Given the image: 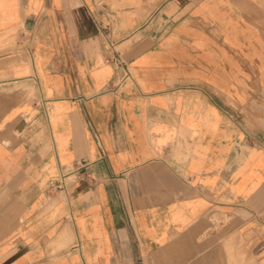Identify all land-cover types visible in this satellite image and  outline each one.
Instances as JSON below:
<instances>
[{
  "label": "crops",
  "instance_id": "0c3cea01",
  "mask_svg": "<svg viewBox=\"0 0 264 264\" xmlns=\"http://www.w3.org/2000/svg\"><path fill=\"white\" fill-rule=\"evenodd\" d=\"M233 232L264 264V0H0V264H228Z\"/></svg>",
  "mask_w": 264,
  "mask_h": 264
},
{
  "label": "rangeland",
  "instance_id": "374dc122",
  "mask_svg": "<svg viewBox=\"0 0 264 264\" xmlns=\"http://www.w3.org/2000/svg\"><path fill=\"white\" fill-rule=\"evenodd\" d=\"M252 240H245L238 232L232 233L226 240V253L228 264H256L250 256L249 244Z\"/></svg>",
  "mask_w": 264,
  "mask_h": 264
},
{
  "label": "built area",
  "instance_id": "2783aa9c",
  "mask_svg": "<svg viewBox=\"0 0 264 264\" xmlns=\"http://www.w3.org/2000/svg\"><path fill=\"white\" fill-rule=\"evenodd\" d=\"M65 176H63L60 180H58L57 182H55L53 184L54 187L59 188V189H63L66 187V182L64 179Z\"/></svg>",
  "mask_w": 264,
  "mask_h": 264
}]
</instances>
